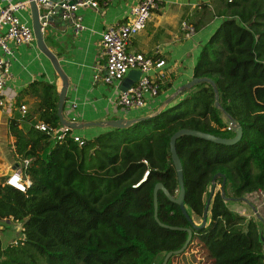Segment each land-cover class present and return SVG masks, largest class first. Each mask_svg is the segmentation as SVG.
<instances>
[{"label": "trees", "instance_id": "trees-1", "mask_svg": "<svg viewBox=\"0 0 264 264\" xmlns=\"http://www.w3.org/2000/svg\"><path fill=\"white\" fill-rule=\"evenodd\" d=\"M221 1L220 24L202 46L193 77L215 82L222 110L241 125L243 137L232 146L192 136L176 141L185 205L194 223L202 220L214 189L207 224L192 229L189 246L199 241L212 264H264L258 223L232 211L216 189L223 178L227 198L264 189V0ZM40 85L45 94L37 109L40 119L59 126L55 86ZM174 92L164 82L149 112ZM214 102L212 87L200 84L158 115L125 129L104 128L82 138L83 145L72 137L79 130L55 142L33 126L21 128L14 114L8 131L18 164L30 159L20 169L31 184L22 193L0 182V220L21 223L24 236L7 247L0 238V264H154L159 255L164 259L180 250L188 233L155 221L154 187L161 183L177 195L170 155L175 132L190 129L224 137L225 119ZM217 174L222 177L213 185ZM157 202L162 224L192 228L162 191Z\"/></svg>", "mask_w": 264, "mask_h": 264}, {"label": "crops", "instance_id": "crops-1", "mask_svg": "<svg viewBox=\"0 0 264 264\" xmlns=\"http://www.w3.org/2000/svg\"><path fill=\"white\" fill-rule=\"evenodd\" d=\"M18 1L24 0H11V2ZM8 2V0H0V8L5 7ZM137 2L138 0H112L111 5L103 14H97L88 7L81 8L79 14L83 17V24L87 29L78 36L74 34L69 22L59 17L53 18L50 28L44 35V42L50 52L56 56L69 80L64 105L66 119L76 116V120L81 123L104 122L134 119L153 113L149 110L154 106L156 99L148 102L144 109L147 110L146 113L134 116L129 113L137 111H126L115 105V101L121 92L122 82L114 87L93 81L95 68L101 64L99 56L100 34L108 27L127 21L131 8ZM222 9L221 0H163L161 7L154 11L147 28L133 39L129 50L142 52L153 58L164 59L166 62L164 82L171 84L172 89L176 91L194 78L193 69L197 58L202 46L219 26L221 18L218 17V12ZM20 18L31 25L30 10L21 12ZM184 21L195 28V33L190 38H185L181 30V24ZM157 47H160L161 53L159 55H156L154 51ZM42 83L54 85L57 94H59L62 81L54 70L51 61L38 49L37 44L20 46L17 49V59L13 63L12 78L8 85L17 93L16 109L10 118L14 114H18L20 118L17 108L21 104L29 108L28 116L30 117L27 116L26 120L20 118L21 128L24 127L23 123L27 126H33L35 122L42 120L37 111L38 105L45 95L44 89L40 85ZM186 93L180 95L175 101ZM71 102L78 104L75 112L69 108ZM3 117L8 119L7 114L0 110V120ZM104 130L101 127H87L73 133V135L83 139L92 138ZM6 132L9 136V142L7 138H4V143L11 145L13 156L17 157L14 154L13 146L15 140L7 128ZM16 164L18 162L15 160L13 165L6 166L3 181ZM259 196L258 192L251 193L227 203L232 211L245 216L247 219H255L261 230L263 223L261 209L264 207Z\"/></svg>", "mask_w": 264, "mask_h": 264}, {"label": "built area", "instance_id": "built-area-1", "mask_svg": "<svg viewBox=\"0 0 264 264\" xmlns=\"http://www.w3.org/2000/svg\"><path fill=\"white\" fill-rule=\"evenodd\" d=\"M8 1L5 7L0 8V110L5 112L9 119L17 103V93L8 85L12 78L13 63L17 59V49L20 46L36 44V37L31 25L20 18L21 12L30 10L29 0ZM33 1L38 9L43 35L46 34L53 21L49 19L60 16L62 20L69 22L76 36L87 29L83 24V17L79 14L81 8L88 7L97 14H103L112 2V0H74L73 3H71L73 0H59L56 3H50V0ZM162 2L163 0H138L137 4L131 8L127 21L108 27L100 34L101 64L94 71L93 81L95 83L102 82L104 85L117 87L131 71L141 72V77L133 86L124 92L121 91L115 101V105L123 110H144L148 102L158 96L160 87L165 81L166 62L164 59L129 50L133 39L147 28L154 11L160 8ZM181 30L185 38H190L195 33L194 26L186 21L181 24ZM154 51L156 55L161 53L160 47ZM77 107L76 102L70 103L69 108L72 112H75ZM17 110L21 119H25L28 115L27 106L24 104H21ZM67 120L78 122L76 116ZM225 124L224 130L233 133V125L228 121H225ZM33 127L46 133L55 142H62L72 131L61 124L54 127L42 120L35 122ZM72 137L79 145H83L82 137L77 135H72ZM29 163L30 159H26L19 164V169L12 168L4 184L26 193L31 182L28 178H24L20 166L26 168ZM147 174L148 172L145 176ZM13 180L15 183L12 182ZM258 194L264 207V189L259 190ZM23 238L24 236L21 235L19 240ZM14 244H17V241Z\"/></svg>", "mask_w": 264, "mask_h": 264}, {"label": "water", "instance_id": "water-1", "mask_svg": "<svg viewBox=\"0 0 264 264\" xmlns=\"http://www.w3.org/2000/svg\"><path fill=\"white\" fill-rule=\"evenodd\" d=\"M59 0H50V3H56ZM30 2V11H31V18H32V23L31 27L33 29L34 35L36 37V44L38 49L51 61V64L53 65L54 70L56 71L57 75L60 77L62 81V86L60 89V92L58 94V107H57V115L59 118V122L61 125L66 126L70 128L71 130H81L87 127H101V128H112V129H125L131 127L133 124L139 123L144 120H148L156 115H158L161 111H163L171 102L175 101L176 98H178L180 95H182L185 92H188L191 90L193 87L200 85V84H209L214 92V107L217 108L218 110L221 111L223 117L226 119L225 121L230 122L233 125V133L234 135L232 137H218L214 136L209 133H204L201 131L197 130H190V129H180L177 132H175L171 138H170V155H171V160L176 172V178H177V183H178V192L176 196H172L169 191L161 184L157 183L154 187V193H153V203H154V219L155 221L163 228L170 229V230H181L185 231L188 233V238L182 248L177 251H172L169 252L165 255L162 264H168V261L170 260L171 257L173 256H178L180 254H183L191 240H192V229L198 230L202 229L206 226L207 224V218H208V211H209V205H210V200L214 194V189H211L210 191V196L206 201L205 208L203 211V216L200 225L195 224L188 212L187 208L185 205V187H184V174H183V168L181 161L177 155V150H176V141L180 137L183 136H192L200 139L207 140L209 142H213L219 145H226V146H232L237 144L243 137V128L241 125L231 116H229L227 113H225L220 105V97H219V91L217 88V85L215 82L211 79L208 78H193L190 82L184 84L180 88H178L173 94H171L162 104L161 106L154 111L150 115L134 118V119H118V120H109V121H104V122H71L67 120L64 116V105L66 101V95H67V90H68V85H69V80L66 76V74L63 72L56 56L50 52V50L47 48L45 42H44V35L41 31V24L39 22V14H38V9L33 0H29ZM74 0L71 2L73 3ZM47 7V6H45ZM50 21L53 19L50 18ZM141 77V72L140 71H131L128 73V75L124 78V80L121 83V91L124 92L127 89H129L133 84ZM16 169H19V164H16L14 167ZM218 177H222L221 174H217L214 179L212 184H215V181ZM225 183L226 180L223 178L222 184L220 185L219 190L221 191V194L223 198L226 200V202L229 201H236V198H227L225 196ZM159 191H162L164 195L167 197V199L178 205L183 213V215L191 222L192 228H179V227H171L162 224L159 219H158V202H157V194Z\"/></svg>", "mask_w": 264, "mask_h": 264}, {"label": "rangeland", "instance_id": "rangeland-1", "mask_svg": "<svg viewBox=\"0 0 264 264\" xmlns=\"http://www.w3.org/2000/svg\"><path fill=\"white\" fill-rule=\"evenodd\" d=\"M58 17L61 18L60 16H55L54 18H58ZM179 36H181L180 33H179ZM27 109L29 110L28 106H27ZM143 111L145 110L131 112L129 114L137 116L141 114ZM16 115L19 116L18 114ZM23 126H24L23 127L24 129L27 127V125H24V123H23ZM6 128L8 130V119L6 120V118L3 117L0 120V136H1L0 138L1 139L0 141V182H2L3 179L5 178L4 174L6 172V168H7L6 166H9L10 164L13 165V162L18 159L17 157L13 156V149L11 148V145L9 143L8 144L4 143V138H7L9 142V136L6 132ZM84 136L86 137V134ZM232 136H233V133L226 132L224 134V137L229 138ZM13 146H14V143H13ZM219 188H220V185L216 187L217 190H219ZM261 213H262L261 216L263 217L261 231H262V234L264 235V216H263L264 209H261ZM195 223L199 225L201 223V220H196ZM22 229H23L22 224L15 222L12 219H9L7 221L0 220V238L2 240L3 246L7 247V246H10L11 244L15 245L14 242L18 241L19 238H21V235L23 233ZM162 259H163V255H159L154 264H162L163 262ZM170 264H212V263H211V259H209L207 255L205 248L202 246V244L199 241L195 240L183 254L173 257L171 259Z\"/></svg>", "mask_w": 264, "mask_h": 264}, {"label": "snow or ice", "instance_id": "snow-or-ice-1", "mask_svg": "<svg viewBox=\"0 0 264 264\" xmlns=\"http://www.w3.org/2000/svg\"><path fill=\"white\" fill-rule=\"evenodd\" d=\"M12 182H13V183H15V181H14V180H13Z\"/></svg>", "mask_w": 264, "mask_h": 264}]
</instances>
